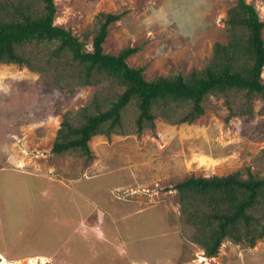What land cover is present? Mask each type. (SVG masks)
<instances>
[{
  "label": "rangeland",
  "instance_id": "374dc122",
  "mask_svg": "<svg viewBox=\"0 0 264 264\" xmlns=\"http://www.w3.org/2000/svg\"><path fill=\"white\" fill-rule=\"evenodd\" d=\"M245 1L264 21V0ZM237 2L55 0V25L85 37L100 14L121 15L104 52L137 49L126 62L151 81L203 70L215 44L229 43L226 21ZM38 79L26 67L0 65V264H264V239L254 247L225 240L217 257H206L183 232L176 190L190 177L264 174V139L255 140L260 101L251 122L225 123L224 109L208 110L193 124L159 118L142 134L94 137L87 160L52 148L58 105L77 110L93 89L70 98Z\"/></svg>",
  "mask_w": 264,
  "mask_h": 264
},
{
  "label": "trees",
  "instance_id": "16d2710c",
  "mask_svg": "<svg viewBox=\"0 0 264 264\" xmlns=\"http://www.w3.org/2000/svg\"><path fill=\"white\" fill-rule=\"evenodd\" d=\"M56 14L55 0H0V65L26 67L39 75L38 87L66 97L93 89L77 110L64 111V104L58 105L62 122L54 155L90 160L94 137L142 134L154 129L159 118L175 126L193 124L208 110L224 109L225 123L234 118L251 122L258 101L264 116V21L245 0L229 10L230 41L215 44L203 70L151 81L143 67L126 62L137 49L104 52L109 27L121 15L100 14L95 29L80 37L56 26ZM211 98L222 106H211ZM261 128L255 140L264 139V123ZM261 158L264 161V151ZM176 190L183 232L206 257H217L225 240L254 247L264 239V174L246 168L223 177H190Z\"/></svg>",
  "mask_w": 264,
  "mask_h": 264
},
{
  "label": "bare ground",
  "instance_id": "6f19581e",
  "mask_svg": "<svg viewBox=\"0 0 264 264\" xmlns=\"http://www.w3.org/2000/svg\"><path fill=\"white\" fill-rule=\"evenodd\" d=\"M2 264V263H1Z\"/></svg>",
  "mask_w": 264,
  "mask_h": 264
}]
</instances>
